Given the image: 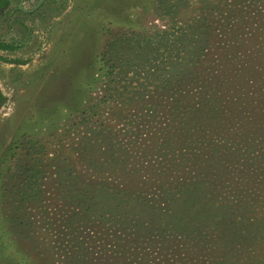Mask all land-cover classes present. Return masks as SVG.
Here are the masks:
<instances>
[{"label": "trees", "instance_id": "trees-1", "mask_svg": "<svg viewBox=\"0 0 264 264\" xmlns=\"http://www.w3.org/2000/svg\"><path fill=\"white\" fill-rule=\"evenodd\" d=\"M191 1L168 0L162 11L170 15ZM214 1L197 0L188 20L164 25L143 46L107 45L111 78L87 114L92 142L80 147L83 175L66 174L63 204L50 191L44 201L47 223L59 221L54 245L63 264H153L145 258L150 246L173 236L157 224L168 206L190 188L205 189L204 200L216 193L227 181L218 170L242 156L249 162L254 144H263L256 126L264 124V0ZM182 156L186 177L176 166ZM40 175L31 172L25 200L38 199ZM140 205L148 221L132 216ZM217 218L203 220L216 229Z\"/></svg>", "mask_w": 264, "mask_h": 264}, {"label": "rangeland", "instance_id": "rangeland-1", "mask_svg": "<svg viewBox=\"0 0 264 264\" xmlns=\"http://www.w3.org/2000/svg\"><path fill=\"white\" fill-rule=\"evenodd\" d=\"M37 1L24 0L22 8L31 10ZM167 1L46 0L25 14L16 9L19 0H0V43L8 46L0 50V264H63L54 245L59 221L47 223L44 213L46 194L63 204L66 174L70 180L83 175L81 150L92 142L87 114L111 78L107 45L131 40L143 46L164 25L188 20L199 7L192 0L167 15L161 6ZM256 129L264 133V124ZM262 143L254 144L249 162L242 156L235 166L218 170L227 181L223 187L217 183L216 193L209 191L204 200L205 189L194 194L190 188L168 206L157 224L168 225L173 236H158L145 258L153 264H264ZM182 157L176 166L186 177L188 160ZM30 169L41 172L36 202L24 199ZM53 175L60 176L57 182ZM136 214L141 222L151 218L142 205ZM208 217H218L220 226L214 229V221L203 220Z\"/></svg>", "mask_w": 264, "mask_h": 264}, {"label": "flooded vegetation", "instance_id": "flooded-vegetation-1", "mask_svg": "<svg viewBox=\"0 0 264 264\" xmlns=\"http://www.w3.org/2000/svg\"><path fill=\"white\" fill-rule=\"evenodd\" d=\"M24 0H19V4H18V6H17V10H18V8L20 7L21 8V11L23 10L22 9V2H23ZM38 2V1H37ZM4 4H7V0H4V2H3ZM34 9V8H33ZM33 9H31V10H26V11H28V13H25V14H30V13H32L33 11ZM25 10V9H24ZM23 12V11H22ZM24 13V12H23Z\"/></svg>", "mask_w": 264, "mask_h": 264}, {"label": "water", "instance_id": "water-1", "mask_svg": "<svg viewBox=\"0 0 264 264\" xmlns=\"http://www.w3.org/2000/svg\"><path fill=\"white\" fill-rule=\"evenodd\" d=\"M46 0H38L36 6L34 7V9L32 11H34L37 7H39L43 2H45Z\"/></svg>", "mask_w": 264, "mask_h": 264}, {"label": "crops", "instance_id": "crops-1", "mask_svg": "<svg viewBox=\"0 0 264 264\" xmlns=\"http://www.w3.org/2000/svg\"><path fill=\"white\" fill-rule=\"evenodd\" d=\"M22 6L24 7L23 3H22ZM22 9H23L22 11H23L24 13H28V11L24 10V8H22ZM18 10H21V8L19 7Z\"/></svg>", "mask_w": 264, "mask_h": 264}]
</instances>
